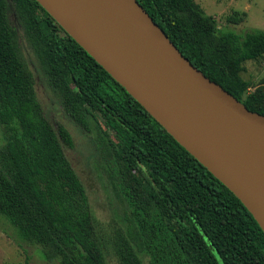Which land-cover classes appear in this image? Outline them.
<instances>
[{
	"label": "trees",
	"instance_id": "1",
	"mask_svg": "<svg viewBox=\"0 0 264 264\" xmlns=\"http://www.w3.org/2000/svg\"><path fill=\"white\" fill-rule=\"evenodd\" d=\"M136 1L196 69L264 116V76L251 93L242 77L245 62L264 58V32L221 30L194 0ZM22 42L120 203L122 215L105 226L67 159L70 131L55 128L37 98ZM0 125V219L43 260L264 264V233L241 202L35 0H0Z\"/></svg>",
	"mask_w": 264,
	"mask_h": 264
},
{
	"label": "water",
	"instance_id": "2",
	"mask_svg": "<svg viewBox=\"0 0 264 264\" xmlns=\"http://www.w3.org/2000/svg\"><path fill=\"white\" fill-rule=\"evenodd\" d=\"M264 233V116L210 81L136 0H35Z\"/></svg>",
	"mask_w": 264,
	"mask_h": 264
},
{
	"label": "rangeland",
	"instance_id": "3",
	"mask_svg": "<svg viewBox=\"0 0 264 264\" xmlns=\"http://www.w3.org/2000/svg\"><path fill=\"white\" fill-rule=\"evenodd\" d=\"M206 15L212 16L221 30L244 36L248 32H264V0H194ZM244 14L243 21L232 24L226 21L230 15ZM13 19V18H12ZM15 23V20H14ZM22 52L29 69L35 78L37 98L46 117L56 128L64 125L73 137L74 147L66 150V156L73 170L79 177L86 191L89 205L102 224L106 225L122 215V209L111 187L96 170L97 159L88 139L77 130L63 115L61 108L48 89L38 66L28 47L22 42ZM245 71L242 77L251 82L252 86L246 93L253 92L264 76V58L247 61L243 64ZM4 128L0 125V146L5 143ZM0 264H56L43 260L37 246L22 243L14 234L11 226L0 219ZM107 264H118L116 258L109 256Z\"/></svg>",
	"mask_w": 264,
	"mask_h": 264
}]
</instances>
